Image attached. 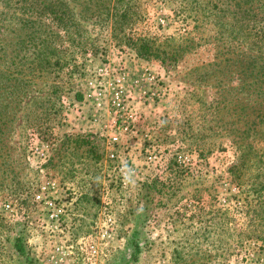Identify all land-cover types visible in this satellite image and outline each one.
Masks as SVG:
<instances>
[{
	"label": "rangeland",
	"instance_id": "obj_1",
	"mask_svg": "<svg viewBox=\"0 0 264 264\" xmlns=\"http://www.w3.org/2000/svg\"><path fill=\"white\" fill-rule=\"evenodd\" d=\"M59 2L0 0V264H264V120L227 106L264 0Z\"/></svg>",
	"mask_w": 264,
	"mask_h": 264
},
{
	"label": "trees",
	"instance_id": "obj_2",
	"mask_svg": "<svg viewBox=\"0 0 264 264\" xmlns=\"http://www.w3.org/2000/svg\"><path fill=\"white\" fill-rule=\"evenodd\" d=\"M2 1L5 3V5L8 6H10V3H16V11H28L30 14H33L36 11H63V9L61 8V3L59 2L61 0ZM109 4L110 3L105 4L104 2L101 5L97 4L95 10H100L101 8H103L105 9V11H109L111 9L109 7ZM32 38H34L33 34L28 36L29 43L32 42ZM241 40L244 43L247 52L236 55L233 59V65H236V63L242 65L244 76L241 78V80H239L240 82L238 83L236 88H233L229 92H227L230 98L227 106L229 105V109H232L231 116L233 117H235L234 114H236V110L241 113L252 111V115H255V113H257V115L254 116V119L262 121L264 120V74H262V71L264 70V29L262 28V30H246L245 32L241 33ZM18 42L19 41L16 42V46L12 50V54L14 57L13 63H16V61H20L19 55L22 52H27L26 54L28 55H31L33 52H30L32 48L31 46L28 48L25 47L27 45L17 46ZM1 46L2 47L0 48V51H6L5 45L2 44ZM34 46L38 47L35 44ZM34 50L36 52L38 49L34 48ZM37 54L33 53V57H36ZM0 58L2 57L0 56ZM32 70H34V68ZM4 73L5 70H2V66L0 63V97L3 95V92L8 89V85H6V83L3 87L2 75ZM14 247L18 250H21L18 242L15 243ZM134 252L138 253L139 249L135 248Z\"/></svg>",
	"mask_w": 264,
	"mask_h": 264
},
{
	"label": "clouds",
	"instance_id": "obj_3",
	"mask_svg": "<svg viewBox=\"0 0 264 264\" xmlns=\"http://www.w3.org/2000/svg\"><path fill=\"white\" fill-rule=\"evenodd\" d=\"M121 174L123 176V179L125 183H133L134 184V169L129 168L127 163L122 164L121 166Z\"/></svg>",
	"mask_w": 264,
	"mask_h": 264
},
{
	"label": "built area",
	"instance_id": "obj_4",
	"mask_svg": "<svg viewBox=\"0 0 264 264\" xmlns=\"http://www.w3.org/2000/svg\"><path fill=\"white\" fill-rule=\"evenodd\" d=\"M112 141H113L114 143H117V142H118V135H117V134H115V135L112 137ZM111 157H113V156H111ZM42 189H43V188H42ZM43 190H44V189H43ZM35 199H36V201H42V200H43V195H41V194H37V195L35 196ZM47 204H48L49 206H52V205H53L51 199L47 201Z\"/></svg>",
	"mask_w": 264,
	"mask_h": 264
}]
</instances>
